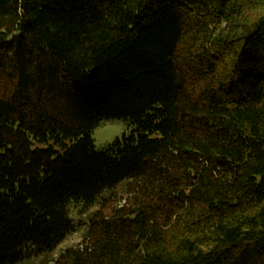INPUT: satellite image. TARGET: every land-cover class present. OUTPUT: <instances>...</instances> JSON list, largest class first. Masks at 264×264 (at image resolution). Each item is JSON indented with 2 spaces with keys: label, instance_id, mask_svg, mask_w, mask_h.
Instances as JSON below:
<instances>
[{
  "label": "trees",
  "instance_id": "trees-1",
  "mask_svg": "<svg viewBox=\"0 0 264 264\" xmlns=\"http://www.w3.org/2000/svg\"><path fill=\"white\" fill-rule=\"evenodd\" d=\"M0 264H264V0H0Z\"/></svg>",
  "mask_w": 264,
  "mask_h": 264
},
{
  "label": "rangeland",
  "instance_id": "rangeland-1",
  "mask_svg": "<svg viewBox=\"0 0 264 264\" xmlns=\"http://www.w3.org/2000/svg\"><path fill=\"white\" fill-rule=\"evenodd\" d=\"M125 132H129V128L127 123L122 119L110 120L103 123L93 131V138L96 148L103 149L107 147L111 142H113L117 137H121ZM85 218L86 216L81 217L83 220ZM81 236V231L72 234L59 247V249L78 244L82 240ZM43 260H45V257L42 259L40 258V262Z\"/></svg>",
  "mask_w": 264,
  "mask_h": 264
}]
</instances>
